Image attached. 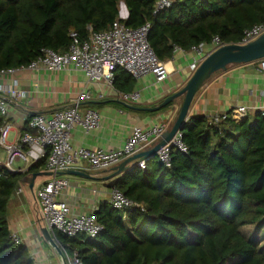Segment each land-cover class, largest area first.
Listing matches in <instances>:
<instances>
[{"label": "trees", "instance_id": "trees-1", "mask_svg": "<svg viewBox=\"0 0 264 264\" xmlns=\"http://www.w3.org/2000/svg\"><path fill=\"white\" fill-rule=\"evenodd\" d=\"M156 0H0V71L27 67L43 50L65 52L71 33L82 42L109 29L124 3L127 28L145 23L148 44L160 61L176 48L239 44L244 30L264 21V0H172L154 13ZM113 88L131 93L136 84L118 68ZM230 112V111H229ZM20 134H34L27 117ZM8 116L0 113V128ZM184 154L171 148L170 166L157 157L145 169L131 166L115 188L144 209L116 210L108 202L94 212L103 230L94 238L51 237L82 264H264L262 251L242 229L264 227V115L214 124L190 116L181 131ZM45 159L26 172L0 170V264H34L24 244L11 238L8 205L18 183L44 168Z\"/></svg>", "mask_w": 264, "mask_h": 264}, {"label": "built area", "instance_id": "built-area-1", "mask_svg": "<svg viewBox=\"0 0 264 264\" xmlns=\"http://www.w3.org/2000/svg\"><path fill=\"white\" fill-rule=\"evenodd\" d=\"M171 3L172 0H156L153 6L154 13L169 8ZM127 16L128 11L127 15H122L119 11L117 19L105 31L93 32L90 27H87L89 36L82 42L76 33H71V43L65 52L60 53L50 49L43 50L41 56L31 61L27 67L22 66L0 71V80L7 76L11 77L13 86L11 89H6L0 84V113L4 117L8 116V104L5 101V96L10 100L23 99L28 96L26 92L17 89L19 83L13 77L16 69L61 73L74 68L81 71L86 78V88L69 102L67 108L54 110L48 115L41 113L32 114L31 119H29V128L35 131L34 134H20L15 144H12L7 136L11 129L10 122L5 120L0 128V148L7 154L6 159L0 162V170L5 169L16 172L13 165L17 161L29 166L36 161L45 159L44 170L51 177L39 186L35 193V200L36 206H38V221L43 224V227L50 234L55 230L69 238L78 234L94 238L103 230L96 220L94 214L96 210L87 214H74L70 206L62 199L70 185L67 178L60 177L62 174L68 171L99 174L113 169L125 159L150 149L168 130L164 124L146 129L138 126L134 127L123 145L116 150L72 147L70 135L72 129L78 128L83 132H89L99 128V117L96 111L86 109L81 113L79 110L84 102L94 100V96L87 88L90 84L104 83L109 88H112L113 74L118 68L128 73L134 80H141L145 76L150 75L154 82L161 83L166 81L168 77L165 63L157 58L148 44L149 24L145 23L135 29L127 28L123 23ZM262 34H264V21L251 29L244 30L239 44L236 45L248 44ZM210 44L213 47L212 52L228 45L221 43L217 37H214ZM206 46L207 44L192 46L190 51L201 55L204 53ZM175 51L182 52L179 48H176ZM206 56L204 57L203 55L201 57V62ZM192 62L190 68L194 72L201 62L199 60H193ZM259 62V69L264 72V59ZM122 96L125 101L129 99L136 100L138 92L130 95L123 94ZM101 97L102 95H97L95 98L100 99ZM245 111L246 108L242 106L230 112H225V114H214L208 117L212 123L217 124L225 121L228 117L233 120L242 118ZM262 114L264 115V109ZM173 147L184 154L187 153L180 132L173 137L170 143L161 147L156 153L158 161L165 167L170 166V149ZM146 160L139 159L136 162V167L145 169ZM20 191L21 189L18 192ZM107 202L119 211L144 209L143 205L132 202L116 188L111 190ZM11 238L16 244H21L15 234H11ZM58 247L61 248L59 245ZM61 253L63 258H65L66 264H82L75 252L69 256L61 248Z\"/></svg>", "mask_w": 264, "mask_h": 264}, {"label": "crops", "instance_id": "crops-1", "mask_svg": "<svg viewBox=\"0 0 264 264\" xmlns=\"http://www.w3.org/2000/svg\"><path fill=\"white\" fill-rule=\"evenodd\" d=\"M212 49V45L207 44L201 55L190 50L188 52L174 51L171 59L164 62L168 71L166 81L156 83L148 75L141 80H136L131 93L124 94L130 95L138 92L136 100L125 101L123 93L116 92L113 87L109 88L104 83L90 84L87 88L94 96V100L84 102L79 110L81 113L86 109L96 111L99 117V128L89 132H83L78 128L72 129L70 132L72 147L116 150L123 145L134 127L146 129L164 124L169 130L178 116L180 100H174L166 106L162 104L189 81L192 75L190 68L192 61L201 62V57L209 55ZM259 67L260 62L253 65L232 66L224 72L210 75L194 95L187 118L221 115L242 106L246 108L242 118L245 116L252 118L256 111L264 109V72H261ZM13 77L18 80L17 89L26 92L28 96L14 100L5 96L11 125L7 136L12 144H15L18 139L28 116L35 113L48 115L54 110L67 108L69 102L86 88L84 74L74 68L61 73L16 69ZM0 84L6 89L13 88L11 77L8 76L1 79ZM97 95H102V97L96 99ZM156 107L159 109L154 112L142 110ZM5 159L6 154L0 148V162ZM131 166L136 165L129 163L125 169L129 170ZM13 167L16 171L26 172L29 166L17 161ZM44 173H47L44 168L37 173L32 190L26 182L32 175L18 183L8 205L7 223L11 234L18 236L19 241L26 245L34 264H62V258L44 239L42 235L44 227L37 217L38 206H36L35 193L39 186L51 177ZM121 174L116 175L113 169H109L99 174H89L92 177L89 179L74 175H61L60 177H65L70 182L69 189L62 199L70 206L74 214H87L96 210L100 203L108 201L113 189L108 185L113 180L117 181ZM19 189H21L20 192H18Z\"/></svg>", "mask_w": 264, "mask_h": 264}, {"label": "water", "instance_id": "water-1", "mask_svg": "<svg viewBox=\"0 0 264 264\" xmlns=\"http://www.w3.org/2000/svg\"><path fill=\"white\" fill-rule=\"evenodd\" d=\"M125 8L124 3H120V6ZM121 12V11H120ZM261 59H264V34L260 35L256 40L245 44V45H236V44H228L215 50L214 52L210 53L203 59L202 63L197 67V69L192 73L189 77V81L186 85L180 89L178 92L172 94L170 98L166 99L162 106H166L169 103H172L174 100H180V106L177 113V118L172 123V126L169 130L166 131L162 137L155 142L154 145L147 151H143L138 153L133 157L127 158L121 162L120 165L113 168L116 175H120L126 169V166L130 163L136 165L135 163L138 162L139 159H151L156 157L157 151L165 146L166 144L170 143L173 140V137L178 133H182L183 125L187 121V112L189 107L194 99V95L196 94L197 90L200 86L206 81L210 75L217 73V72H224L228 67L232 66H241V65H250L252 63H257ZM159 109L156 107L154 109H142L148 112H154L155 110ZM49 175V173H44ZM38 174H33L31 178H28L26 182L28 183V187L32 190L33 183L35 178ZM63 176L74 175L78 177L92 178L89 174H84L81 172L76 171H68L67 173L62 174ZM116 184V180H113L109 183L108 187L114 188ZM42 235L46 241L51 245L52 248L56 250L59 254L60 258H62V264H66L65 258L61 253L60 248L56 244L55 241L50 237L49 232L46 228L42 229Z\"/></svg>", "mask_w": 264, "mask_h": 264}, {"label": "rangeland", "instance_id": "rangeland-1", "mask_svg": "<svg viewBox=\"0 0 264 264\" xmlns=\"http://www.w3.org/2000/svg\"><path fill=\"white\" fill-rule=\"evenodd\" d=\"M119 9H120V7H119ZM253 64L254 63H252L251 65H253ZM6 156H7V154H6ZM242 235L245 236L246 238L250 239V240H253L252 242H254L258 246V248L262 251L261 248H262V245L264 244V227L260 230H257V229L251 228V227H245L244 229H242Z\"/></svg>", "mask_w": 264, "mask_h": 264}, {"label": "bare ground", "instance_id": "bare-ground-1", "mask_svg": "<svg viewBox=\"0 0 264 264\" xmlns=\"http://www.w3.org/2000/svg\"><path fill=\"white\" fill-rule=\"evenodd\" d=\"M119 7H120L119 11H121L122 15H127V11H125V8L122 5Z\"/></svg>", "mask_w": 264, "mask_h": 264}, {"label": "clouds", "instance_id": "clouds-1", "mask_svg": "<svg viewBox=\"0 0 264 264\" xmlns=\"http://www.w3.org/2000/svg\"><path fill=\"white\" fill-rule=\"evenodd\" d=\"M214 52V51H213ZM212 53V52H211Z\"/></svg>", "mask_w": 264, "mask_h": 264}]
</instances>
